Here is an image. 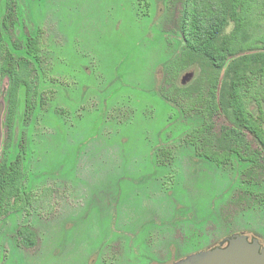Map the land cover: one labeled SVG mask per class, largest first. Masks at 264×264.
<instances>
[{
	"label": "rangeland",
	"instance_id": "1",
	"mask_svg": "<svg viewBox=\"0 0 264 264\" xmlns=\"http://www.w3.org/2000/svg\"><path fill=\"white\" fill-rule=\"evenodd\" d=\"M185 1L19 0L17 24L0 28L4 49L32 59L21 44L37 35L41 53L35 109L26 114L22 86L10 138L0 79V164L23 140L27 195L0 215L1 264H175L239 234L264 246V181L244 182L246 164L218 165L187 142L203 118L184 98L205 75L219 78L223 106L228 88L198 57L167 75L185 45Z\"/></svg>",
	"mask_w": 264,
	"mask_h": 264
},
{
	"label": "trees",
	"instance_id": "2",
	"mask_svg": "<svg viewBox=\"0 0 264 264\" xmlns=\"http://www.w3.org/2000/svg\"><path fill=\"white\" fill-rule=\"evenodd\" d=\"M186 0L178 18L177 26L185 43L179 57L167 66L180 71L187 67V58L206 60L208 66L219 74L225 72L224 82L228 88L224 95L225 106L217 102L219 78L205 75V87L197 89L187 99L188 110L200 114L201 125L188 136L196 154L218 165H226L234 158L246 164L242 172L244 182L264 181V35L258 30L264 21V0L259 7L256 0ZM4 4V12L2 6ZM19 0H0V28L17 24ZM260 20L261 23H260ZM232 25V30L228 28ZM0 31V79L8 76V113L6 116L7 138L14 124L18 94L26 89V114L31 116L37 90L32 89L33 60H40V41L28 36L22 48L24 57L15 62L13 52L5 50ZM18 48V42H14ZM260 44V46L258 45ZM4 53V54H3ZM182 62V64H181ZM201 67V66H200ZM202 68V67H201ZM168 78V77H167ZM164 97L173 103L176 99ZM262 97V99H261ZM259 104V114L252 110ZM186 104V103H185ZM229 113V114H228ZM19 153L9 165L0 164V215L9 213L16 203L22 201L24 192V153L26 146L21 140ZM27 196V195H26ZM29 197V196H28ZM27 197V200L29 199ZM25 231H28L25 228ZM20 234L23 242L28 246ZM32 245V244H31ZM1 264V262H0Z\"/></svg>",
	"mask_w": 264,
	"mask_h": 264
},
{
	"label": "water",
	"instance_id": "3",
	"mask_svg": "<svg viewBox=\"0 0 264 264\" xmlns=\"http://www.w3.org/2000/svg\"><path fill=\"white\" fill-rule=\"evenodd\" d=\"M227 243L224 248L202 251L175 264H264V248L258 239L249 240L247 235L239 234L227 239Z\"/></svg>",
	"mask_w": 264,
	"mask_h": 264
},
{
	"label": "flooded vegetation",
	"instance_id": "4",
	"mask_svg": "<svg viewBox=\"0 0 264 264\" xmlns=\"http://www.w3.org/2000/svg\"><path fill=\"white\" fill-rule=\"evenodd\" d=\"M227 245H228V243L226 242V243H223L222 245L220 244L219 246H221V247L224 248V247H226ZM219 246H218V247H219ZM261 247L264 248V246H262V245H261Z\"/></svg>",
	"mask_w": 264,
	"mask_h": 264
}]
</instances>
